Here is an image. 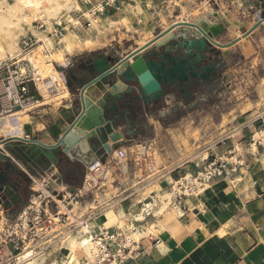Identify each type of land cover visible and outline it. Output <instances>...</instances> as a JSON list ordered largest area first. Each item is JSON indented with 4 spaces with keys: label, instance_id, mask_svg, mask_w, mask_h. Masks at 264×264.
Here are the masks:
<instances>
[{
    "label": "crops",
    "instance_id": "crops-1",
    "mask_svg": "<svg viewBox=\"0 0 264 264\" xmlns=\"http://www.w3.org/2000/svg\"><path fill=\"white\" fill-rule=\"evenodd\" d=\"M181 2L180 12L173 15L176 20H169V26H159L157 34L183 21L199 25L200 22L215 21L222 25L223 29L214 34V40L221 44L236 42L222 48L227 60V68L217 81L218 84L204 92L202 89L196 90L194 98L185 103L175 101V104H172L175 95L170 94L161 109L148 113L139 123L140 129L137 127L131 131L125 127L118 128L124 133L125 139L116 144L114 149L121 147L127 149L128 160L121 163L115 154L109 155L106 160L107 169L111 171L114 179L111 183H116L114 188L118 189L112 198L107 200L104 194L110 181L108 179L102 190L94 192L95 197L89 195L83 201L79 203L73 201L72 204L68 203L71 206H67L68 197L82 187L83 167L77 162H70L68 166L64 164L56 166L48 161L47 166L36 170L31 182L27 184L26 199L23 203L9 209L0 205L2 221L0 225L3 227L0 233L9 230L17 232L15 224L19 214L29 207H37V204L47 213L65 212L68 209L78 218H93L90 225L95 230L101 225L106 226L110 219H113L112 225L107 227H111L113 232L122 229L126 235L127 231L119 228L117 224L120 209L126 214L124 222L129 227L134 225L144 228L148 223H157L158 219L154 214L146 216L145 221H134V216L139 213L144 201L153 200L157 193V183L162 192L188 173L195 176L199 170L202 172L203 167L213 162L215 156L225 154L227 159L233 157L232 161H239L243 165H239L234 172L229 169L227 174L209 181L214 187L212 194L201 199L194 194L177 199L176 203L184 211V215L166 224L168 228L163 227L156 234L144 236L139 241H132L127 251L128 258L121 264H264V146L255 142L257 144L255 150L246 143L247 138L253 137L257 131L256 126L259 124L257 120L260 117L264 119V21L256 22L251 14L255 8H259V0H182ZM205 3L213 12L205 7ZM183 8L185 13L182 12ZM196 11L199 12L195 13ZM180 15H183V20L177 18ZM223 16L227 20L222 18ZM252 27L254 29L248 35H244ZM182 30L181 26H177L172 31L178 33ZM188 33H192L191 28ZM155 38L147 39L143 46ZM103 47L84 48L75 51V54H68L63 62L54 63L50 73L56 70V66L60 70L66 67L68 74L76 72L77 68L87 66L94 61L88 60L90 58L87 53L98 51ZM141 47L142 45L136 44L131 50L118 56L117 61ZM68 84L71 85V89L64 85L58 91L46 93L44 99H38L47 100L67 88L70 96L64 98L61 104L55 106L54 103L42 102L31 110L20 111L17 120L23 119L24 124L20 125V121H14L13 133L10 135L0 133V140L10 136H20L38 139L45 144H55L81 111L79 102L81 86L70 81ZM88 90L85 92L87 99L96 101L102 94ZM105 90L102 89V92ZM223 93L225 97L230 94L232 97L243 96L245 100L238 101L239 103L233 105L232 109H226L225 106L221 109L217 105L218 117H215V110L209 104V99L216 97V102H219L224 96ZM180 109L184 114L180 120L166 121V118L160 115L165 113L172 117L177 115ZM226 116L229 120L224 125ZM195 130H201L199 140L192 137ZM220 130L225 131V134L218 137ZM184 141H187L189 146L198 142L203 147L208 146V158L200 159L195 163L199 156L192 158L194 154L190 153L191 150ZM12 142L16 144L18 141ZM110 143L112 144L111 141ZM237 144L242 147L240 152L234 151ZM139 146H142L144 152ZM1 148L3 146H0ZM204 150L202 148L201 151ZM228 150H231V154H228ZM142 152L147 155H143ZM149 152L155 156L157 153L159 155L161 173L158 176L157 169L150 164L153 163V159L146 158ZM87 158L85 167L97 159L92 152L87 154ZM15 162L25 170L24 163L18 160ZM75 168H78L77 174L74 172ZM39 183L42 186L39 192L46 193V198L42 199L38 196L39 192H34L32 189ZM147 190L149 195L141 201L144 198L143 193ZM97 193L103 196L100 198L101 201L97 198ZM34 198H37V203L34 202ZM110 213L112 216L109 218ZM56 229L57 236L46 246L47 252L41 254L45 255L43 264L54 261L59 264L64 257L60 248L64 239L61 240L60 236L65 234V226L58 225ZM6 247L9 256L10 252H13L12 245ZM82 256H79L80 260ZM36 264H39L38 260Z\"/></svg>",
    "mask_w": 264,
    "mask_h": 264
},
{
    "label": "water",
    "instance_id": "water-1",
    "mask_svg": "<svg viewBox=\"0 0 264 264\" xmlns=\"http://www.w3.org/2000/svg\"><path fill=\"white\" fill-rule=\"evenodd\" d=\"M258 7L264 9V0H259ZM177 26L183 30L162 44L148 47L150 43L119 61L112 56L98 57L79 72L76 84L81 86V111L55 144L20 136L1 140L5 147L0 149V205L9 209L26 199V186L31 178L15 160L29 164L34 174L39 167L47 166L48 161L56 166L77 162L85 168L89 152L106 162L116 144L125 139L119 127L133 131L158 103H164L170 94L175 95L177 89L184 91L188 82L195 81L194 90L200 86L204 90L215 87L227 68L222 48L236 41L221 44L214 40L213 31L188 21L177 23L167 32ZM189 28L192 33H188ZM92 85L95 87L90 88ZM88 89L102 94L96 101L87 99ZM102 89L106 90L102 92ZM194 95L193 90L188 92L187 100H192ZM14 140L18 142L14 144Z\"/></svg>",
    "mask_w": 264,
    "mask_h": 264
},
{
    "label": "built area",
    "instance_id": "built-area-1",
    "mask_svg": "<svg viewBox=\"0 0 264 264\" xmlns=\"http://www.w3.org/2000/svg\"><path fill=\"white\" fill-rule=\"evenodd\" d=\"M81 1L84 4H92L91 9H93L98 3H102L103 9L95 10L94 13L96 15L98 12L102 13L106 6L112 7L122 0H96V5H93L92 0ZM161 1L170 4V2L175 3L182 0ZM180 10V6L176 5L174 13H178ZM251 14L256 22L264 21V9L262 7L255 8ZM85 18L86 26H91V20L86 16ZM78 22L80 24V21ZM58 27L60 30L57 29L56 34L58 37H62L63 31L66 28L62 26V23L58 24ZM34 45L32 38H24L21 44L22 50L20 52V57L10 59V63L3 62L0 64V124L6 120H11L12 122L17 121L20 111L31 109L28 105L32 101L44 99L46 93L58 91L64 85L68 86L69 74L66 67L63 70H60L56 66V70H54L53 73L48 74L47 76L42 75L40 67L36 62V58L31 52ZM38 81H41L42 85L39 86ZM257 121H259L260 128H264V119L260 117ZM252 142L264 146L260 139L255 141L252 137ZM203 149L207 150L208 146H204ZM112 154H115L119 161L128 160V152L125 148L121 147L114 149ZM228 154H231V150L228 151ZM143 155L147 154L143 153ZM149 157L150 156H147L146 158ZM231 159L232 157L227 159L225 154L215 156L213 162L204 166L202 172L198 171L195 177L201 182H209L214 177H221L224 174H227L229 169L234 172L239 165H243V163L239 161L234 162ZM24 167V171L32 180L34 173L30 171L29 164L24 165ZM106 173V162H103L99 158L90 162L86 166L82 187L75 194L68 197L66 205L71 206L70 204H72L73 201L79 203L89 195L95 197L94 192H99L105 186V181L107 180ZM186 176L187 175L180 178V180L183 179L186 182V185L182 184V182L179 183V186L183 191L178 195L177 199L192 195L196 188L195 182L189 181L186 179ZM32 189L34 192H39L35 187H32ZM38 196L43 199L47 197V194L40 191ZM143 205L144 204H142L141 209H143ZM36 206L37 207L35 208L29 207L19 214L18 221L15 224L17 232L9 230V232L0 233V264H20L15 263V259L18 257V254L23 251L25 244H36L38 242H44L43 240L51 241L57 236L56 227L58 225L65 226V233H77L83 228L87 229L89 238L95 242L97 249L95 251L94 260L91 263H88L82 256L79 264H113L114 262L116 264H121L128 258L129 252L127 251L130 248L131 242L122 229L113 232L111 227L101 225L95 230L90 225L93 218H78L68 209H66L65 212L57 211L51 214L42 210L41 205L39 206L36 204ZM151 214L152 213H146L145 216ZM134 221L140 222L138 219H135ZM62 236H60V238ZM10 244L12 245L13 252H10V255L8 256L6 253V246Z\"/></svg>",
    "mask_w": 264,
    "mask_h": 264
},
{
    "label": "bare ground",
    "instance_id": "bare-ground-1",
    "mask_svg": "<svg viewBox=\"0 0 264 264\" xmlns=\"http://www.w3.org/2000/svg\"><path fill=\"white\" fill-rule=\"evenodd\" d=\"M181 4H182L181 1H177L175 3L170 2L171 6L169 8L171 9L170 10L171 13H174L173 11L176 5L180 6ZM205 7L208 10L212 11L211 8L206 3H205ZM31 8H34L35 10L39 12L40 18L42 17L41 18L42 20L44 18L45 23H46V28L44 30L36 29V27L33 24H31L30 18L32 14L29 13V9ZM136 8H138V6L134 7V9ZM97 9H100V10L103 9V4L98 3L93 9L87 8L83 10V5L80 0H12V1L11 0H0V64L3 63V61H7L8 59L20 57V52L22 50L20 48L21 35H24L26 30L29 29L37 36L38 42L40 43V45L37 48H40L44 55L43 57L44 60L42 59L43 64H44L43 67L44 69L48 70V72L44 73L43 75L46 76L47 74H50L51 69L54 66V63L55 62L59 63L65 60L66 55L71 54L74 50L81 49V48H94L97 46V43H96L97 40L95 41V38H85L84 39L80 37V35L75 30H71L68 27L66 29L67 32L64 35H62L63 36L62 38L55 39L56 38L55 36L51 37L47 35L55 31L54 21L57 20V22L60 24L61 22L60 13H62L63 10L67 11V13H70L73 10L84 11L86 14L85 16L88 17L90 20H92V25L94 26V28L98 31H101L102 30L100 26L101 24L99 22L98 17L94 13L95 10ZM182 12L185 13L184 8L182 9ZM198 12L196 11L195 13H198ZM217 15L218 14H216V16ZM177 18L180 20H183V15L182 16L180 15ZM222 18L227 20L224 16ZM71 21H72V18L68 22H71ZM74 23L76 24V22ZM115 24L116 22L114 23V25ZM200 26L206 31H209V30L213 31L215 34L223 29L222 25H220L218 22H215V21L214 22L208 21L206 23L200 22ZM174 34L175 32L170 30L169 32L164 33L162 37L160 38L156 37L154 40L150 41L148 44L150 43L151 44L148 47H150L152 44H162L163 42L171 38ZM55 41H57V43H62L63 45H60L58 48H56L54 46ZM146 41L147 40H143L142 42L137 43V45L139 46L142 45V47H145L148 45L146 44L145 46H143V44ZM31 52L36 58V62L39 65L40 70H41L42 68L40 66V60L37 58V55L34 54V50H32ZM94 87L95 85H92L90 88H94ZM69 96H70L69 90L66 88L64 91L60 93H56L53 96L49 97V99L47 100L32 101L28 106L29 108H32L33 106L37 107L42 102H44L45 104L54 103L55 106H57L62 103L64 98H68ZM19 118H22V117H19ZM17 121L18 122L20 121L19 123L20 125L24 124L23 119H19ZM19 124H16V125H19ZM14 128H15L14 123L11 120H6L0 124V133H4L5 135H10L13 133ZM253 138L255 141H257L258 139L262 140L264 144V128L257 130L254 133ZM0 146L5 147V144H3L1 140H0ZM252 147L256 150L257 144L254 142ZM241 150H242L241 145L237 144L234 151L240 152ZM206 158H208V154L202 157V159H206ZM110 175H111L110 170L109 171L107 170V173H106L107 180L108 178L111 177ZM186 179H188L191 182H195L196 188L193 194L200 199L203 198V196H206L208 194L210 195L214 192V187L211 186L209 182L207 181L201 182L200 180H198L197 177L191 175L190 173L186 176ZM180 182L186 185V182L183 179L181 180L179 179L174 183V186L171 188V190H168L166 192H161L160 185H157V193L153 197V201L151 202L144 201V199L147 196H144L143 200H141V201H144L143 209L140 208L139 213L136 214L134 218L140 221H145L146 213H152L157 216V219H158L157 223H148V225H146L144 228H142L143 226L134 227V225L129 227L124 222V217L126 216V214L121 209L119 210L118 219H117L118 227L123 228L124 230L127 231L126 236L130 242L139 241L142 237L147 236V235L150 236V234H156L158 230H160L161 228L167 227L166 224L172 223L173 221L178 220L179 217L184 215V211L176 203L178 195L183 191V189H181L179 186ZM36 189L38 190L42 189V186L40 183L36 187ZM99 196H97V198L100 199L101 197ZM101 200L102 199H100V201ZM34 202L37 203V198H34ZM111 216H112V213L109 214V217ZM112 223H113V219H110L109 223L106 226H110L112 225ZM1 224H2V221H1ZM2 228H3L2 225H0L1 231H2ZM87 232H88L87 229L83 228L81 231H78L77 233H65L62 236L61 240L63 239L64 240L62 241L60 248H61L62 253L64 254V257L61 258L62 261L59 264H79L80 255H83V257L87 260L88 263H91L94 260L95 251L97 247L95 245V242H93L89 238V235ZM43 241L44 242H38L36 244L26 243L23 248V251L19 253L18 257L15 259V263L36 264L38 260L39 264H43L45 260V255H41V254H44V252H47L46 246L51 243V241H47V240H43ZM48 264H58V262L54 261L51 263L49 262ZM113 264H116V263L114 262Z\"/></svg>",
    "mask_w": 264,
    "mask_h": 264
},
{
    "label": "rangeland",
    "instance_id": "rangeland-1",
    "mask_svg": "<svg viewBox=\"0 0 264 264\" xmlns=\"http://www.w3.org/2000/svg\"><path fill=\"white\" fill-rule=\"evenodd\" d=\"M92 3H93V5H96L97 1L92 0ZM82 5H83V10H85L87 8L91 9V7H92V4H84L83 2H82ZM135 6H138V8L134 9ZM170 6L171 5L168 2L163 3V1H161V0H122V1H119L112 7L106 6L102 13L98 12L96 14V16L98 17L99 22L101 24L100 25L101 29H102L101 31L96 30L93 25H91L89 27L86 26V18L84 15L85 14L84 11L73 10L70 13H67V11L63 10L62 13H60L61 14L60 15V21H61L63 27H65V28L68 27L71 30H75L80 35V37H82L84 39L85 38H95V41L97 40L96 41L97 46H104L103 49H100V50L95 51V52L87 53L86 55L90 59H91V57L98 55L100 53H107L110 56L117 58L118 56H120V55L124 54L125 52L131 50L133 47L136 46L137 43H140L143 40H147L151 37L155 38L158 35L157 31H159V28H160L159 26H161V27H165L167 25L169 26V20L170 21L172 19L176 20V18H174V16H173L176 13H171V11H170L171 9L169 8ZM29 13L32 14L31 18H30L31 24H33L36 27V29L44 30L46 28V23H45L44 18H43L44 21L41 19L42 17L40 18L39 12L37 10H35L34 8H31V9H29ZM171 16H172V18H171ZM71 18H72V21L68 22L71 20ZM73 21L74 22L80 21V24L78 23V25H75V23ZM114 21L116 22L115 25H114V23H115ZM91 22H92V20H91ZM123 22H125V23H123ZM117 23H118V25H117ZM130 26L132 29L130 28ZM54 29H55V31H53L52 33H49L47 35H49L51 37L55 36L56 37L55 39L62 38L63 36L58 37L56 34L57 29L60 30V28L58 27L57 20L54 21ZM128 29H129V31H128ZM66 32H67V30L65 29L63 31V34H65ZM29 37L32 38V40L34 41L35 45L32 48V50H34V54H36L37 58L40 60V66L42 68L40 70V72H42V75H43L44 73L48 72V70L44 69V67H43L44 64H43L42 59H43L44 55H43V52L41 51V49L37 48L40 45V43L38 42L37 36L31 30L27 29L25 34L21 35L20 48H21V44H22L23 39L29 38ZM60 45H63V44L57 43V41L54 42V46L56 48H58ZM82 49H84V48L76 49L72 53L75 54L77 52V50H82ZM67 57H69V56H67ZM65 60H66V57H65ZM63 61H61V62H63ZM237 61H239V60H237ZM3 62L4 63H6V62L10 63V59H8L7 61H3ZM57 68L60 69L59 67H57ZM263 82H264V80H263ZM38 85L39 86L42 85L41 81H38ZM223 95L224 96L221 97V100H219V102H216L217 101L216 97H211L209 99V104H211V107L214 108L213 110H215V117H218L217 113H216L219 110L217 105L220 106L221 109H222V106H225L226 109H228V108L232 109L233 105H236L237 103H239L238 101L241 102V101L245 100V97H243V96L232 97V95L229 94L225 97L224 93H223ZM175 101L185 103L186 100L182 95H175L174 101L172 104H175ZM164 103H166V102H164ZM164 103L160 102L159 106L161 105V107H162L164 105ZM181 110L182 109H180L178 111L177 115H174L172 117H170L169 115H165V113H161L160 115H161V117L166 118V121H175L177 119L180 120L181 117H183V115H184L181 112ZM228 120L229 119L226 116L224 118L223 124L225 125L228 122ZM256 127H257V130L261 129L259 124ZM224 129H222V130H224ZM222 130L219 131L220 134L218 135V137L223 136L225 134V131H222ZM227 131L228 130H226V132ZM200 132H201V130H195L194 133L192 134V137H194L195 140H199L201 138ZM184 143L191 150L190 153L194 154L192 158L199 156V159L194 161L195 163L197 161H199L200 159H202V157H204L205 155H207V154L209 155L208 149L201 151L203 146L199 142H198V144H195L193 146H189V144H187V141H184ZM246 143L248 144L249 147L252 146V144H253L252 136L247 138ZM141 150H142V148H141ZM148 154L153 159V163L151 162L150 164L154 165V168L157 169L156 173L158 176L161 173V171H160L161 161H159L160 160L159 155H158V153H157V156L152 155L151 152H149ZM119 162L124 163L125 160L119 161ZM121 165L122 164H120V166ZM197 168H199V167H197ZM83 171L85 174L86 167L83 168ZM110 174H111V171H110ZM108 179L110 181L107 184L108 186L105 188L106 190L104 191V194L106 195L107 200L112 198L113 195H116L115 192H117V190H118L117 188H114V187H116L117 184L111 183L114 180L112 178V176ZM157 185H158V183H157ZM172 186H173V184H171L170 187L165 188L164 191H162V192H166L168 190H171ZM148 191L149 190H147L145 193H143V197L149 195ZM99 195H100V197H103L101 194L97 193V196H99Z\"/></svg>",
    "mask_w": 264,
    "mask_h": 264
},
{
    "label": "flooded vegetation",
    "instance_id": "flooded-vegetation-1",
    "mask_svg": "<svg viewBox=\"0 0 264 264\" xmlns=\"http://www.w3.org/2000/svg\"><path fill=\"white\" fill-rule=\"evenodd\" d=\"M98 57H105V58H107V57H110V55L109 54H105V53H100V54H98V55H95V56H93V57H91V59H88V60H95V59H97ZM86 69V66H81V67H79V68H77L76 69V72H71L69 75H68V81H70V83H76V81H77V75H78V73L79 72H81L82 70H85ZM76 74V75H75ZM215 85H216V83H215ZM194 86H195V81L193 80V81H191V82H188L185 86H184V88H185V90L184 91H180V90H178L177 89V91H176V94L175 95H182L184 98H185V102H189L190 100H187V96H188V92H190L191 90H193L194 92L196 91V90H199V89H203V86H200L199 88H197V89H195L194 90ZM204 90V89H203ZM163 103V102H162ZM159 104L160 103H158L157 104V107H155V109L153 110V112L157 109V111L159 110V109H161L162 107H161V105L159 106ZM165 104V103H164ZM150 113V112H149ZM148 115V114H147ZM146 118V117H145ZM144 120V119H143ZM142 120V121H143ZM142 121H140V122H142ZM139 122V123H140ZM139 123H138V125H139ZM138 128L140 129V127L138 126ZM135 129V128H134Z\"/></svg>",
    "mask_w": 264,
    "mask_h": 264
},
{
    "label": "trees",
    "instance_id": "trees-1",
    "mask_svg": "<svg viewBox=\"0 0 264 264\" xmlns=\"http://www.w3.org/2000/svg\"><path fill=\"white\" fill-rule=\"evenodd\" d=\"M74 172L77 174V172H78V168H75V169H74Z\"/></svg>",
    "mask_w": 264,
    "mask_h": 264
}]
</instances>
